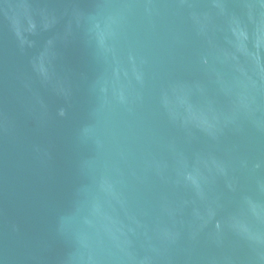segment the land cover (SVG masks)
Segmentation results:
<instances>
[{
  "label": "water",
  "instance_id": "obj_1",
  "mask_svg": "<svg viewBox=\"0 0 264 264\" xmlns=\"http://www.w3.org/2000/svg\"><path fill=\"white\" fill-rule=\"evenodd\" d=\"M0 264H264V0H0Z\"/></svg>",
  "mask_w": 264,
  "mask_h": 264
}]
</instances>
